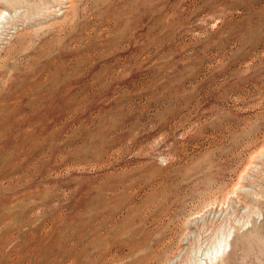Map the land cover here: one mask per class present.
I'll list each match as a JSON object with an SVG mask.
<instances>
[{"label":"rangeland","instance_id":"obj_1","mask_svg":"<svg viewBox=\"0 0 264 264\" xmlns=\"http://www.w3.org/2000/svg\"><path fill=\"white\" fill-rule=\"evenodd\" d=\"M12 1L0 264H264V0Z\"/></svg>","mask_w":264,"mask_h":264},{"label":"bare ground","instance_id":"obj_2","mask_svg":"<svg viewBox=\"0 0 264 264\" xmlns=\"http://www.w3.org/2000/svg\"><path fill=\"white\" fill-rule=\"evenodd\" d=\"M45 1V0H44ZM43 0H40V5L44 6V9H46L47 11L44 13L43 16H41V18H39L40 20H44V19H49V18H53L54 16H58L61 15L65 10L63 7H66V4H62L63 2H67L68 0H58V2H55V7H52V4H49L48 2H44ZM55 1V0H53ZM22 2V1H21ZM31 2V1H30ZM29 2V3H30ZM11 3H15L14 1L11 0ZM27 3V4H29ZM31 4V3H30ZM34 5V4H33ZM30 7V6H29ZM35 7V6H34ZM37 8V6H36ZM43 8V7H42ZM63 8V9H61ZM20 11V10H19ZM22 11V10H21ZM67 11V10H66ZM6 12V11H5ZM28 12V11H27ZM30 13V12H29ZM36 13H38V11H36ZM40 14V13H39ZM38 14V15H39ZM29 15H27V13H25L23 11V13L21 12H16L14 14H4L3 11H0V47H3V43H5L6 39H8L11 34L13 32H15V29L17 28L18 24L20 23L21 19H28L29 20ZM38 16H36L37 18ZM23 23H26L27 20L22 21ZM21 22V23H22ZM37 22V21H36ZM31 24H35V22H33V20H31L30 22ZM39 24V23H38ZM1 50V49H0ZM43 118V117H42ZM21 141V140H20ZM16 147V146H15ZM11 150V149H10ZM16 150V149H15ZM10 154L14 155L13 152H9ZM22 154V153H21ZM225 217H223L224 219ZM235 218V217H234ZM218 219V218H217ZM221 219V218H220ZM233 219V218H232ZM235 220V219H234ZM221 221H219L220 223ZM223 222V221H222ZM236 222V220H235ZM207 223V222H206ZM197 224V223H196ZM221 224V223H220ZM195 225V224H194ZM207 225V224H206ZM234 225V224H233ZM217 226H220L219 224ZM231 226V225H230ZM202 227V226H201ZM233 227V226H232ZM207 228V227H206ZM199 229V228H198ZM197 229V230H198ZM201 229V228H200ZM220 231H219V230ZM217 231L213 233L214 236L210 237L208 239L207 242L204 241V245L201 244L200 242V237H192L188 241V245L187 247H185V251H184V255H181V259L179 258L178 260H175L174 262L171 261L169 264H190V262H192V260H194L192 262V264H214V261L219 258L220 255L223 254V252L225 251L227 245L229 244V237L232 233V228L231 229H226V231H224V229L218 228ZM204 230V229H203ZM199 231V230H198ZM197 231V232H198ZM224 231V232H223ZM202 233V232H201ZM205 233V232H204ZM209 234H207L208 236ZM200 236V233H199ZM205 237V236H204ZM197 251H203V258H193L192 253ZM195 254V253H194ZM221 257V256H220ZM216 263V262H215Z\"/></svg>","mask_w":264,"mask_h":264}]
</instances>
